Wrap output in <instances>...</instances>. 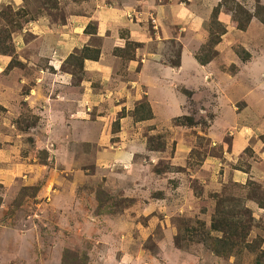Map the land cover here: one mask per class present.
<instances>
[{"label":"rangeland","instance_id":"rangeland-1","mask_svg":"<svg viewBox=\"0 0 264 264\" xmlns=\"http://www.w3.org/2000/svg\"><path fill=\"white\" fill-rule=\"evenodd\" d=\"M69 1L0 8V264H264V0L184 1L203 18L196 59L220 57L214 84L181 92L172 119L145 98L71 114L57 85L77 83L97 50L67 58L72 80L33 84L26 62ZM163 42L177 66L179 41Z\"/></svg>","mask_w":264,"mask_h":264},{"label":"crops","instance_id":"crops-1","mask_svg":"<svg viewBox=\"0 0 264 264\" xmlns=\"http://www.w3.org/2000/svg\"><path fill=\"white\" fill-rule=\"evenodd\" d=\"M57 1L63 7V0ZM184 1L70 0V11L63 10L64 20L52 23V34L44 38H41L44 33L39 35L41 44H45V39L50 42L47 47L34 49L33 60L37 63L31 66L26 62L33 84L41 86L44 74L72 80L73 75L62 68L67 58L83 49L97 50L96 57L83 59V74L77 83L57 85L61 89L59 99L70 101L75 107L71 114L79 109L87 112L88 103L97 98L107 99L112 108L126 110L140 98H145L151 108H160L164 118L179 116L182 105L187 102L181 92H199L212 86L216 75L211 76L208 69L220 57L209 64H201L196 59L195 54L204 40L198 29L203 18H191L190 8ZM22 2L0 0V8L10 3L19 6ZM43 21L33 24L37 34L41 33L38 24ZM191 24L193 30H190ZM173 38L180 43L177 66L162 62L161 51H155V45H163L164 39ZM129 43L134 48L127 53ZM23 48H26L25 44ZM8 62L3 60L0 69H5ZM221 78L226 79L229 86L232 84L231 76L220 75L219 80ZM48 117L55 121L56 115L53 113ZM133 124V129L148 127L147 121ZM133 135L137 139L138 135ZM239 171L238 174L246 175Z\"/></svg>","mask_w":264,"mask_h":264},{"label":"trees","instance_id":"trees-1","mask_svg":"<svg viewBox=\"0 0 264 264\" xmlns=\"http://www.w3.org/2000/svg\"><path fill=\"white\" fill-rule=\"evenodd\" d=\"M263 23H264V21H263ZM242 29V28H241ZM241 171H243V170H241ZM243 172H246V171H243ZM234 183H236V182H234ZM237 184V183H236ZM212 229H217V227L216 226H214V225H212ZM225 239H221V241L223 242Z\"/></svg>","mask_w":264,"mask_h":264}]
</instances>
